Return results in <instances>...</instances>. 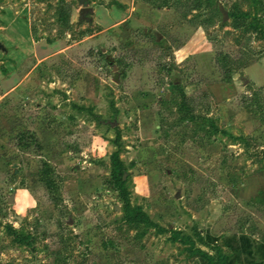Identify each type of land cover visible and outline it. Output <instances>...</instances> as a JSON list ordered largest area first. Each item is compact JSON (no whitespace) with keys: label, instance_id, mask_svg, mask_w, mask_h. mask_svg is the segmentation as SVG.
<instances>
[{"label":"rangeland","instance_id":"374dc122","mask_svg":"<svg viewBox=\"0 0 264 264\" xmlns=\"http://www.w3.org/2000/svg\"><path fill=\"white\" fill-rule=\"evenodd\" d=\"M9 16L58 47L0 83V264H239L219 238L264 243V0H0Z\"/></svg>","mask_w":264,"mask_h":264},{"label":"crops","instance_id":"0c3cea01","mask_svg":"<svg viewBox=\"0 0 264 264\" xmlns=\"http://www.w3.org/2000/svg\"><path fill=\"white\" fill-rule=\"evenodd\" d=\"M22 1L28 2L30 0ZM24 6L27 7L28 4ZM110 18L111 16L106 11L105 13L99 12L97 16V19L100 21H107ZM6 20L7 22L3 26H0V42L6 48V52L0 51V83L4 86L16 82V75H21L20 68H23L29 58L38 60L36 54L37 48L40 54H47L55 46L56 48L58 47V43L55 41L48 44L35 42L31 38L28 26L29 22H24L20 17L12 18V16H9ZM3 21L5 20L3 19ZM218 243L233 252L239 264H245L250 260L249 254L258 263L264 264V243L257 242L244 234H233L230 237L219 238Z\"/></svg>","mask_w":264,"mask_h":264},{"label":"trees","instance_id":"16d2710c","mask_svg":"<svg viewBox=\"0 0 264 264\" xmlns=\"http://www.w3.org/2000/svg\"><path fill=\"white\" fill-rule=\"evenodd\" d=\"M260 34L264 35V30L263 29L261 30ZM223 58H226V57H223ZM223 64H226L224 59H223ZM225 67H226V65H225ZM225 69H226V72H225V75H226V79L225 80L226 81H225V83H230L232 72L227 67ZM174 87H176V85ZM35 142H36L37 145H39L37 140H35ZM112 163H113V172H112V174H113L114 184L117 185V189L119 190L121 196L124 197V190L122 189L123 180H122V176H121V164H120V161L118 159V153L117 152H115L113 154V156H112ZM46 174L48 175V171H47V173H45V175ZM44 182H45V185H46V189L48 191H53L54 183H53L52 179L47 176ZM240 233L243 234V232H240ZM216 250L221 251V249L219 247H216ZM199 253L203 257V259L207 262V264H227L225 257L217 258V260H216L213 257H211L210 255H207V254H205V253H203L201 251Z\"/></svg>","mask_w":264,"mask_h":264},{"label":"water","instance_id":"95a60500","mask_svg":"<svg viewBox=\"0 0 264 264\" xmlns=\"http://www.w3.org/2000/svg\"><path fill=\"white\" fill-rule=\"evenodd\" d=\"M82 3H85V0H81ZM0 51L6 52V48L3 46V44L0 42Z\"/></svg>","mask_w":264,"mask_h":264}]
</instances>
